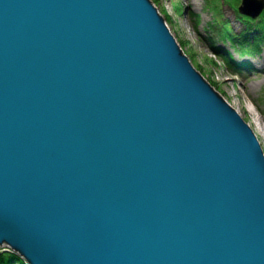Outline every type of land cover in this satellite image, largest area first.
Here are the masks:
<instances>
[{
  "label": "water",
  "instance_id": "obj_1",
  "mask_svg": "<svg viewBox=\"0 0 264 264\" xmlns=\"http://www.w3.org/2000/svg\"><path fill=\"white\" fill-rule=\"evenodd\" d=\"M5 248L27 264H264L261 143L151 0H0Z\"/></svg>",
  "mask_w": 264,
  "mask_h": 264
},
{
  "label": "rangeland",
  "instance_id": "obj_2",
  "mask_svg": "<svg viewBox=\"0 0 264 264\" xmlns=\"http://www.w3.org/2000/svg\"><path fill=\"white\" fill-rule=\"evenodd\" d=\"M151 1L165 19L171 34L189 58L192 66L236 110L255 133L256 119L260 116L264 123V73L256 69L243 70L242 74L232 71L224 65L223 59L214 51L208 39L210 38L215 44L214 48L220 47L232 52L236 60L251 59L256 66V62L264 60V47L260 53L241 59L238 47L230 41L220 40L218 31L209 28L216 19H222L226 22L222 24L230 26L235 34H241L246 26L238 20L234 8L239 0ZM259 68L262 69L264 66H258ZM252 109L259 116L255 112L251 114ZM257 138L264 151V138L260 136Z\"/></svg>",
  "mask_w": 264,
  "mask_h": 264
},
{
  "label": "trees",
  "instance_id": "obj_3",
  "mask_svg": "<svg viewBox=\"0 0 264 264\" xmlns=\"http://www.w3.org/2000/svg\"><path fill=\"white\" fill-rule=\"evenodd\" d=\"M241 0L236 2L235 11L237 18L242 21L246 29L241 34H235L232 28L224 23L222 19H216L214 23L210 25L211 30L218 31L219 38L222 41H230L233 45L242 48L243 53L258 52L260 50V44H264V16L259 21H254L249 17L242 16L238 12V7ZM194 17V16H193ZM195 18V17H194ZM226 23V22H225ZM220 24V25H219ZM228 24V23H227ZM211 47H215V44L211 42ZM232 58L231 53L227 52ZM223 58L228 59L225 54H222ZM0 264H26L23 259L13 252L0 250Z\"/></svg>",
  "mask_w": 264,
  "mask_h": 264
},
{
  "label": "bare ground",
  "instance_id": "obj_4",
  "mask_svg": "<svg viewBox=\"0 0 264 264\" xmlns=\"http://www.w3.org/2000/svg\"><path fill=\"white\" fill-rule=\"evenodd\" d=\"M246 64L250 67L249 69H251V70H255L256 69V70H259V71H261V72L264 73V68H262V69L259 68L258 69V66H264V60L262 62H259V61L256 62V64H257V66H256L251 61V59H247ZM250 112H251V114H254V112L256 113V111L253 110V109L250 110ZM256 114L258 115V113H256ZM254 126L256 127V132H257V133L255 132L256 135L264 138V123H263V118L259 116L256 119V123H254Z\"/></svg>",
  "mask_w": 264,
  "mask_h": 264
}]
</instances>
